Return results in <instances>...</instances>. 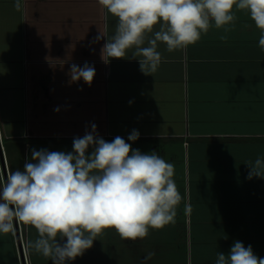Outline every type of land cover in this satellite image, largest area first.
<instances>
[{
	"label": "crops",
	"instance_id": "crops-1",
	"mask_svg": "<svg viewBox=\"0 0 264 264\" xmlns=\"http://www.w3.org/2000/svg\"><path fill=\"white\" fill-rule=\"evenodd\" d=\"M236 16L226 42L213 27L186 50L158 43L162 62L145 75L131 50L108 60L106 40L93 42L117 24L98 0H23L21 12L0 0V173L23 170L33 150L71 152L92 124L107 142L119 136L175 165L183 199L174 225L135 242L105 230L66 264H145L149 252L146 264H215L236 241L264 258V178L247 179L246 165L264 157V52L247 13ZM85 62L95 68L90 86L71 79L70 66ZM16 225L28 264H52L27 247L36 229ZM0 264H21L11 233L0 234Z\"/></svg>",
	"mask_w": 264,
	"mask_h": 264
},
{
	"label": "clouds",
	"instance_id": "clouds-1",
	"mask_svg": "<svg viewBox=\"0 0 264 264\" xmlns=\"http://www.w3.org/2000/svg\"><path fill=\"white\" fill-rule=\"evenodd\" d=\"M98 3L106 16L117 19L111 38L100 32L93 38V42L106 40L102 56L122 59L131 50L145 75L155 73L162 62L158 43L165 44L170 53L186 50L213 27L223 30L219 39L226 42L234 30L237 11L246 12L259 30L258 44L264 52V0ZM14 9L21 12L23 0H14ZM70 73L73 81L82 79L89 86L96 74L87 62L83 67L72 64ZM139 136L134 129L128 140L135 142ZM246 165L247 179L264 178V157ZM174 175L175 165L158 153H142L119 136L107 142L92 124L91 131L73 139L71 152L33 150L23 170L0 173V234L15 235L16 224L34 227L38 238L27 247L52 264H66L82 256L108 229H114L122 240H143L150 229L176 223L183 197ZM191 211V205L185 204V214ZM153 255L147 254L145 264ZM215 264H264V258L250 245L236 241L228 254L217 253Z\"/></svg>",
	"mask_w": 264,
	"mask_h": 264
},
{
	"label": "built area",
	"instance_id": "built-area-1",
	"mask_svg": "<svg viewBox=\"0 0 264 264\" xmlns=\"http://www.w3.org/2000/svg\"><path fill=\"white\" fill-rule=\"evenodd\" d=\"M19 237V240H18ZM14 242H15V248L18 253L19 261L21 264H28L27 254H26V241L23 238L22 229L19 226L18 228V235L15 231L14 235ZM23 257V259H22Z\"/></svg>",
	"mask_w": 264,
	"mask_h": 264
},
{
	"label": "water",
	"instance_id": "water-1",
	"mask_svg": "<svg viewBox=\"0 0 264 264\" xmlns=\"http://www.w3.org/2000/svg\"><path fill=\"white\" fill-rule=\"evenodd\" d=\"M16 233H17V235H18V228H17V225H16ZM18 240H19V237H18ZM22 259H23V257H22Z\"/></svg>",
	"mask_w": 264,
	"mask_h": 264
}]
</instances>
